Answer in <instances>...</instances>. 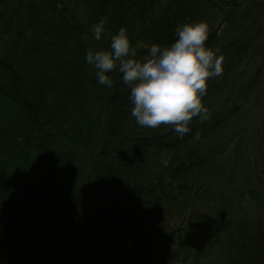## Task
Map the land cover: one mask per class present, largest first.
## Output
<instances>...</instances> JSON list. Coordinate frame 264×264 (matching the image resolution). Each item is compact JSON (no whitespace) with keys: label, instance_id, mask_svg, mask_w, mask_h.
I'll list each match as a JSON object with an SVG mask.
<instances>
[{"label":"trees","instance_id":"1","mask_svg":"<svg viewBox=\"0 0 264 264\" xmlns=\"http://www.w3.org/2000/svg\"><path fill=\"white\" fill-rule=\"evenodd\" d=\"M197 21L207 119L139 126L86 50ZM0 264H264V0H0Z\"/></svg>","mask_w":264,"mask_h":264},{"label":"clouds","instance_id":"2","mask_svg":"<svg viewBox=\"0 0 264 264\" xmlns=\"http://www.w3.org/2000/svg\"><path fill=\"white\" fill-rule=\"evenodd\" d=\"M105 24L101 19L91 27L93 39H101ZM208 35L207 22H186L177 26L168 46L143 41L133 45L122 27L112 35L109 49L88 48L84 59L96 69L98 83L109 88V73L118 67L122 83L130 89L131 116L139 126L155 129L163 124L183 137L194 117L207 119L202 101L208 81L224 71V56L206 45Z\"/></svg>","mask_w":264,"mask_h":264},{"label":"rangeland","instance_id":"3","mask_svg":"<svg viewBox=\"0 0 264 264\" xmlns=\"http://www.w3.org/2000/svg\"><path fill=\"white\" fill-rule=\"evenodd\" d=\"M253 65H257V61L254 59L249 63V66L246 68L247 72H251V68H254Z\"/></svg>","mask_w":264,"mask_h":264}]
</instances>
